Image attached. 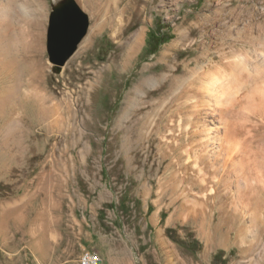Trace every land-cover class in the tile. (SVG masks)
<instances>
[{
	"label": "rangeland",
	"instance_id": "1",
	"mask_svg": "<svg viewBox=\"0 0 264 264\" xmlns=\"http://www.w3.org/2000/svg\"><path fill=\"white\" fill-rule=\"evenodd\" d=\"M74 4L89 27L55 73ZM240 48L264 51V0H0V264H264V110L185 86L257 83Z\"/></svg>",
	"mask_w": 264,
	"mask_h": 264
},
{
	"label": "clouds",
	"instance_id": "2",
	"mask_svg": "<svg viewBox=\"0 0 264 264\" xmlns=\"http://www.w3.org/2000/svg\"><path fill=\"white\" fill-rule=\"evenodd\" d=\"M19 10L28 14L24 4L18 5ZM255 57V58H254ZM230 60L246 66L250 70L253 80H258L254 85L241 81L235 74H221L212 67L204 73H194L186 78L185 86L198 94L211 98L218 108L225 109L233 105L241 91L249 88V95L259 96L264 99V51L240 48L233 51ZM258 61V62H257ZM223 67V65H221ZM257 183L264 184V172H258L255 177Z\"/></svg>",
	"mask_w": 264,
	"mask_h": 264
},
{
	"label": "water",
	"instance_id": "3",
	"mask_svg": "<svg viewBox=\"0 0 264 264\" xmlns=\"http://www.w3.org/2000/svg\"><path fill=\"white\" fill-rule=\"evenodd\" d=\"M88 27L87 14L76 4L69 6L65 11L51 15L48 50L55 73L63 71V66L86 35Z\"/></svg>",
	"mask_w": 264,
	"mask_h": 264
},
{
	"label": "bare ground",
	"instance_id": "4",
	"mask_svg": "<svg viewBox=\"0 0 264 264\" xmlns=\"http://www.w3.org/2000/svg\"><path fill=\"white\" fill-rule=\"evenodd\" d=\"M256 81H258V80H256ZM247 99H248L249 109H252L254 111L264 110V99H261L259 96H256V95H248ZM251 163L253 164V166H256V167L264 166V162L261 163L256 157L251 158ZM252 164H251V166H252ZM251 181H253V180H251ZM247 185H246V187H244L243 185L241 187H239L238 192H240V194H241L240 197H246L247 193L250 192V188L247 187Z\"/></svg>",
	"mask_w": 264,
	"mask_h": 264
},
{
	"label": "built area",
	"instance_id": "5",
	"mask_svg": "<svg viewBox=\"0 0 264 264\" xmlns=\"http://www.w3.org/2000/svg\"><path fill=\"white\" fill-rule=\"evenodd\" d=\"M103 258L99 251L85 250L80 257V264H102Z\"/></svg>",
	"mask_w": 264,
	"mask_h": 264
}]
</instances>
